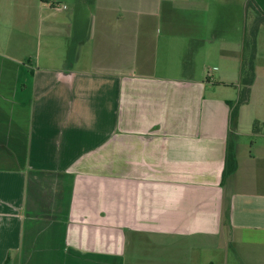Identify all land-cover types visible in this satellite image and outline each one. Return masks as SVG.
<instances>
[{
	"label": "crops",
	"instance_id": "1",
	"mask_svg": "<svg viewBox=\"0 0 264 264\" xmlns=\"http://www.w3.org/2000/svg\"><path fill=\"white\" fill-rule=\"evenodd\" d=\"M60 1L0 0V264H264V0Z\"/></svg>",
	"mask_w": 264,
	"mask_h": 264
},
{
	"label": "trees",
	"instance_id": "2",
	"mask_svg": "<svg viewBox=\"0 0 264 264\" xmlns=\"http://www.w3.org/2000/svg\"><path fill=\"white\" fill-rule=\"evenodd\" d=\"M245 47L250 48L249 54L245 57L241 67V84L239 97L234 103H229L231 107L230 113V124L231 127L234 128L236 126L237 118H238V110L241 106L246 105L249 101L250 97V87L254 78V35H249V39L247 37L245 42ZM257 124L253 126V131L257 132ZM237 168V162L235 157L234 145L233 142L229 141L226 148L225 154V163L222 179L223 181L232 176Z\"/></svg>",
	"mask_w": 264,
	"mask_h": 264
},
{
	"label": "rangeland",
	"instance_id": "3",
	"mask_svg": "<svg viewBox=\"0 0 264 264\" xmlns=\"http://www.w3.org/2000/svg\"><path fill=\"white\" fill-rule=\"evenodd\" d=\"M59 1H60V0H59ZM66 1H67V2H66ZM66 1L63 0V2H66L67 4H70V3H71V4H72V3L74 4V3H75L76 1H78V0H66ZM56 2H57V1H56ZM60 2H62V0H61ZM60 6H61V5H60Z\"/></svg>",
	"mask_w": 264,
	"mask_h": 264
},
{
	"label": "built area",
	"instance_id": "4",
	"mask_svg": "<svg viewBox=\"0 0 264 264\" xmlns=\"http://www.w3.org/2000/svg\"><path fill=\"white\" fill-rule=\"evenodd\" d=\"M55 8H56V9H65L66 7H64V6H60V5H56ZM208 77H210V74H208Z\"/></svg>",
	"mask_w": 264,
	"mask_h": 264
}]
</instances>
